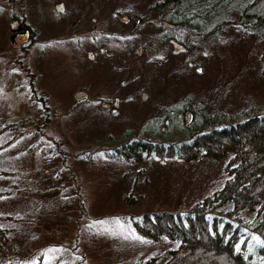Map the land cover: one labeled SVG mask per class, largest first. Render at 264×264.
Instances as JSON below:
<instances>
[{
  "label": "rangeland",
  "instance_id": "374dc122",
  "mask_svg": "<svg viewBox=\"0 0 264 264\" xmlns=\"http://www.w3.org/2000/svg\"><path fill=\"white\" fill-rule=\"evenodd\" d=\"M101 1L99 9L98 0L77 7L78 17L70 0H32L35 15L23 20L36 40L16 47L10 3L0 0V264H146L152 254L161 264L175 242L147 237L134 220L184 213L220 186L224 158L128 156L120 145L182 134L163 111L154 114L160 99L177 107L192 101L197 111L203 104L205 116L216 114L209 127L264 107V33L228 15L216 38L194 43L182 26L159 27V16L147 14L154 0H139L134 12L120 0ZM57 3L62 13L54 14ZM121 11L140 16L137 26ZM165 32L177 36L175 47L153 50ZM157 56L161 66L145 63ZM140 72L147 82L134 79ZM77 87L88 99L74 104Z\"/></svg>",
  "mask_w": 264,
  "mask_h": 264
},
{
  "label": "trees",
  "instance_id": "16d2710c",
  "mask_svg": "<svg viewBox=\"0 0 264 264\" xmlns=\"http://www.w3.org/2000/svg\"><path fill=\"white\" fill-rule=\"evenodd\" d=\"M120 2L123 11H133L139 0ZM152 3L154 10L148 11L155 12L158 20L164 15L182 26L188 40L194 43L213 38L229 24L228 15L237 17L246 31L264 33V0H154ZM174 40L178 41L177 36L161 33L151 48L165 50L169 45L173 49ZM261 59L264 62V53ZM153 60L145 63L156 62L159 67L165 62L164 57ZM141 72L134 79L147 82L143 78L146 72L140 75ZM132 81L124 80L120 90L130 82L133 84ZM204 108L202 104L197 111L190 101L176 110L179 115L171 116L172 129L179 128L184 137L166 141L143 136L140 142L126 144L127 155L148 152L187 161L200 155L224 158L220 186L193 201L182 214L149 211L134 220V224L147 237H164L175 242L166 249L167 257L161 264H264V107L261 113L243 108L233 122L214 120L211 127L206 125L216 114L205 116ZM185 110L191 112L189 122L183 119ZM158 258L159 254H152L145 263L154 264Z\"/></svg>",
  "mask_w": 264,
  "mask_h": 264
},
{
  "label": "flooded vegetation",
  "instance_id": "af4514ba",
  "mask_svg": "<svg viewBox=\"0 0 264 264\" xmlns=\"http://www.w3.org/2000/svg\"><path fill=\"white\" fill-rule=\"evenodd\" d=\"M89 1L90 0H70V3L73 7V9L75 10V15H77L79 17V14L76 10L77 7L79 6H83L84 8H88L89 7ZM118 1V0H117ZM8 2L10 3V5H8ZM8 2H5L8 6H9V15H10V18L12 19H15L16 20V23H17V26H16V30L14 31L15 33L16 32H22L24 30H26V28H28V35L25 37L26 41L23 42L21 44V47L24 45H26V47L33 41H35L34 39V32H32L31 28L28 27V23H26L23 19L25 18L26 19V16L28 17L29 16H32V15H35L34 12V7L32 6V0H8ZM53 2H55V0H53ZM58 2V0H57ZM16 4H17V7H16ZM102 1L101 0H98V9L102 7ZM55 12L54 13H62V10L58 9L57 5H55ZM102 11V10H100ZM134 18L135 17H127L126 20L124 21H127V20H131L132 22V25L135 26L137 25V22H134ZM103 21V18L102 20L100 21V24L102 23ZM24 47V48H26Z\"/></svg>",
  "mask_w": 264,
  "mask_h": 264
},
{
  "label": "water",
  "instance_id": "95a60500",
  "mask_svg": "<svg viewBox=\"0 0 264 264\" xmlns=\"http://www.w3.org/2000/svg\"><path fill=\"white\" fill-rule=\"evenodd\" d=\"M121 18L122 19H126V15L125 14H122L121 15ZM164 24L167 26V27H175L177 24L176 23H173V22H168V21H165ZM9 26L11 28H15L17 26V23L15 20H10V23H9ZM27 36V30H25L23 33H18L14 36L13 38V44L15 45H20V43L25 39V37ZM86 97V93L84 90H81V89H78L74 92V102H77L81 99H84Z\"/></svg>",
  "mask_w": 264,
  "mask_h": 264
}]
</instances>
